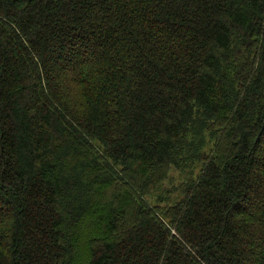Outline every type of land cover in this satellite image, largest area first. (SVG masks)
I'll list each match as a JSON object with an SVG mask.
<instances>
[{
    "label": "trees",
    "instance_id": "obj_1",
    "mask_svg": "<svg viewBox=\"0 0 264 264\" xmlns=\"http://www.w3.org/2000/svg\"><path fill=\"white\" fill-rule=\"evenodd\" d=\"M0 264H264V0H0Z\"/></svg>",
    "mask_w": 264,
    "mask_h": 264
}]
</instances>
